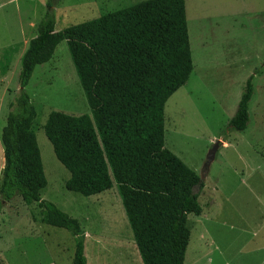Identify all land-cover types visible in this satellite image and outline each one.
<instances>
[{"label":"rangeland","instance_id":"374dc122","mask_svg":"<svg viewBox=\"0 0 264 264\" xmlns=\"http://www.w3.org/2000/svg\"><path fill=\"white\" fill-rule=\"evenodd\" d=\"M50 1L60 30L141 0ZM184 1L193 68L164 106L165 147L202 176L194 187L202 213L187 216L183 264H264V0ZM47 2L0 0V128L19 90L21 55ZM249 76V121L237 131L229 121ZM25 89L47 179L41 197L78 219L86 264H142L116 186L90 196L68 190L69 171L45 135L52 110L90 113L65 40L35 66ZM2 156L0 140V178ZM3 203L0 264H72L76 237L69 230L46 224L37 203L26 205L19 196Z\"/></svg>","mask_w":264,"mask_h":264},{"label":"trees","instance_id":"16d2710c","mask_svg":"<svg viewBox=\"0 0 264 264\" xmlns=\"http://www.w3.org/2000/svg\"><path fill=\"white\" fill-rule=\"evenodd\" d=\"M52 2L21 55L19 90L0 129L4 166L0 207L19 196L37 203L46 224L75 237L72 264H86L82 227L41 197L47 185L32 123L36 110L26 85L65 40L90 113L49 112L43 129L56 158L69 171L65 187L90 196L116 186L142 264H183L190 230L200 215L194 187L200 176L164 145V106L193 63L184 0H141L96 18L55 29ZM8 71L2 68V74ZM252 76L229 121H249Z\"/></svg>","mask_w":264,"mask_h":264},{"label":"water","instance_id":"95a60500","mask_svg":"<svg viewBox=\"0 0 264 264\" xmlns=\"http://www.w3.org/2000/svg\"><path fill=\"white\" fill-rule=\"evenodd\" d=\"M219 142L220 141H216L212 146L211 148L209 149L207 155H206V161H205V164L204 166L205 167H208L209 164L213 161L214 157H215V153L217 151V148L219 146ZM200 179H202V176H200Z\"/></svg>","mask_w":264,"mask_h":264},{"label":"crops","instance_id":"0c3cea01","mask_svg":"<svg viewBox=\"0 0 264 264\" xmlns=\"http://www.w3.org/2000/svg\"><path fill=\"white\" fill-rule=\"evenodd\" d=\"M1 129V128H0ZM2 152H3V148H2ZM2 159H3V161H2V167H3V165H4V157L2 156ZM9 202V201H8ZM7 203V202H6ZM4 204V203H3ZM4 208V207H3ZM86 262H87V260H86Z\"/></svg>","mask_w":264,"mask_h":264}]
</instances>
